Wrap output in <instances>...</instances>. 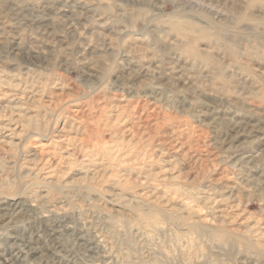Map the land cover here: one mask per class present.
I'll return each mask as SVG.
<instances>
[{
    "label": "rangeland",
    "instance_id": "rangeland-1",
    "mask_svg": "<svg viewBox=\"0 0 264 264\" xmlns=\"http://www.w3.org/2000/svg\"><path fill=\"white\" fill-rule=\"evenodd\" d=\"M84 1L0 0V264H264V0Z\"/></svg>",
    "mask_w": 264,
    "mask_h": 264
},
{
    "label": "bare ground",
    "instance_id": "bare-ground-1",
    "mask_svg": "<svg viewBox=\"0 0 264 264\" xmlns=\"http://www.w3.org/2000/svg\"><path fill=\"white\" fill-rule=\"evenodd\" d=\"M80 3H81V5L82 4H86V1H84V0H78ZM22 5V4H21ZM15 6V5H14ZM73 7V6H72ZM81 9H82V7H81ZM83 10V9H82ZM78 11V10H77ZM16 12V11H15ZM81 12V11H80ZM82 13V12H81ZM85 14V13H84ZM86 15V14H85ZM30 16V15H29ZM36 17V16H35ZM46 19V18H45ZM49 19V18H48ZM74 27V26H73ZM92 39V38H91ZM31 40V39H30ZM48 41H51V40H48ZM12 42H13V44H15V48H17V49H19V50H23V52H27L26 54H28V55H31L32 54V56L34 55V53L35 52H39L38 50H35L34 49V47H32L31 45H25L24 43H22L23 42V40H22V32L21 31H17L16 30V32H15V34H14V36H13V39H12ZM139 44V43H138ZM137 43H135V45H138ZM88 45V44H87ZM87 46H85V47H83L82 48V51H84L85 49H87L86 48ZM135 47V46H134ZM136 48V47H135ZM91 50V49H90ZM44 51V50H43ZM43 51H41V54H42V52ZM130 51H133L132 49H130ZM136 51V50H135ZM71 53V52H70ZM151 53H149V54H144L146 57H151V56H149ZM143 55V56H144ZM142 56V57H143ZM178 56V55H177ZM43 57V56H42ZM144 58V57H143ZM131 60H133V58H131ZM180 60V59H179ZM178 60V61H179ZM176 62V61H175ZM147 64V63H146ZM180 65V64H179ZM179 65H175V66H169V67H171L172 69H173V73H174V75H173V77H174V80H177V79H181V80H183V79H185V77H184V75H185V72H184V69L179 73V70H177V68H178V66ZM91 66V65H90ZM140 70L142 71V73H144V74H147V72H149V68H150V65L148 66V65H144V64H142V63H140ZM170 68V69H171ZM90 69H91V67H90ZM180 69V68H179ZM129 70V69H128ZM132 71H133V69H132ZM167 72V71H166ZM186 80V79H185ZM178 81V80H177ZM186 82V81H185ZM235 125V124H234ZM232 127V126H231ZM235 126H233L232 128H234ZM240 129V128H239ZM239 129H237V130H239ZM213 151V150H212ZM262 153V152H261ZM241 155H240V157L238 158L239 159V163H241L242 165L243 164H248V163H250V162H252V161H255V160H260V156H261V154H260V152L259 153H254V152H249V151H242L241 153H240ZM263 154V153H262ZM258 157V158H257ZM262 160H263V158H262ZM257 162H260V161H257ZM240 164V165H241ZM253 167V166H252ZM249 172H242L241 174H239V178L237 177V184H231V185H228V190L229 191H234L235 189H239L240 187H241V184H242V182L244 181V180H249V178H250V174H248ZM239 179V180H238ZM236 180V179H235ZM236 183V182H235ZM236 191V190H235ZM52 231V230H51ZM54 235V234H53ZM55 238V237H54ZM37 241V240H36ZM39 249V248H38ZM10 251V250H9ZM24 251V250H23ZM14 252V251H13ZM6 261H10V260H12V258H4ZM14 260V259H13ZM16 260V259H15Z\"/></svg>",
    "mask_w": 264,
    "mask_h": 264
}]
</instances>
